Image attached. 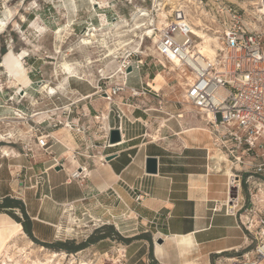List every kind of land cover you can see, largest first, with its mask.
I'll use <instances>...</instances> for the list:
<instances>
[{
	"label": "rangeland",
	"instance_id": "rangeland-1",
	"mask_svg": "<svg viewBox=\"0 0 264 264\" xmlns=\"http://www.w3.org/2000/svg\"><path fill=\"white\" fill-rule=\"evenodd\" d=\"M232 2L238 6L243 5V0H182L179 6L176 3H167L166 0H0V19L6 22V25L0 29V140L7 143L5 146L10 151L16 152V155L10 154L13 157L8 158L2 157L0 152V180L3 182L0 192L6 193L4 197H8L7 205H11L1 208L0 217L7 222L20 223L13 216L22 221L24 216L20 207L23 206L26 211L28 199L37 202L40 198H45L39 184L47 180L49 169L63 168V162L68 155L75 161L79 158H88L90 168L96 167L94 164L97 162L91 161L98 160V157H95L99 150L96 147L98 139L95 136L105 133L103 128L106 126L103 125L102 118L105 115L103 112L108 111L109 104H106L107 101L97 94L93 95L92 100L88 101L90 112L87 113L83 110L85 101L82 100L84 96L81 90H86L91 84L95 88L99 79L103 87L121 83L124 77L123 72H119L124 71L122 65L136 59H141L140 71L143 75L147 74V80L144 82H147L153 90L159 91L158 98L175 101L183 110L185 121L195 118L202 122L198 124L202 127L187 128L182 134L184 148H195L190 151L191 153L184 152V169L210 171L218 182L217 186L227 190L226 175L223 172L214 173L208 168L207 150L214 148V145L203 127L210 134L211 128L206 125L205 116L197 113L183 99L184 84L188 82V79L170 62L160 59L162 65L158 63L154 36H158V28L165 25L163 21L167 23L174 19V11L180 9V5L184 6L182 10L188 11L187 20L192 25L200 22V30L215 36L213 32L218 31L220 27L218 16L224 14L226 5ZM163 10L164 18L159 16V12ZM140 11H146L148 16H140L142 13H139ZM134 17L139 23H147L150 18L149 23L152 24L155 33L146 35L143 27L131 30ZM117 23L118 25L115 26ZM146 26L149 25L146 24ZM93 28L97 29L96 39H101V30L108 28L107 42L113 44L120 39L129 43L126 50H120L117 64L108 66L109 60L104 58L105 48L96 43V47L85 49L81 40ZM108 31H110L109 34ZM86 57L91 59V63H88ZM64 62L69 63L75 72V75L69 76L66 82L64 80L66 74L61 67ZM133 72L128 78V85H138V79ZM60 83L65 84L61 87ZM42 84L54 87L56 92H44L40 88ZM77 117L78 122L87 118L89 124L92 119V124H96L93 129L98 133L85 137L86 134L80 132L79 126L72 125V120ZM52 118L61 123H69L72 125L71 129L59 124L56 125V129L61 127L58 134H52L51 126L48 125ZM189 129L195 130L188 131ZM40 133L55 136L53 140L49 139L48 148L45 150L39 149L35 144L36 136ZM71 136H74L77 141L78 147L75 150H73L75 144H68ZM172 148L174 145L166 148L167 153L171 154ZM54 158L58 162L55 166H53L56 163ZM139 160L140 158L134 165L138 170ZM79 171L81 174L75 178ZM79 171L72 173L73 179L79 184L87 180L86 178L93 177V173ZM4 197L0 199V202ZM65 209L68 214L64 213ZM72 212L73 209L69 206L59 209L61 220L58 225L63 227L57 234L56 241L74 240L76 243L82 242L84 246L91 247L99 240H103L102 244L109 243L116 247L120 260L118 264L125 263L129 257V251H124L126 248L131 250V253L134 252V258L146 256L149 264H181L183 261L178 257L176 247V254L174 251L162 254L166 257L165 261L161 262L155 258L156 248L165 243L163 240L165 236L161 234L155 235L144 229L137 231L131 227H127V232L121 231L120 234L111 221L101 219L92 221L88 215H83L77 210L71 214ZM67 215L73 221H70ZM229 233L232 235L233 242L240 243V246L244 244V234L239 228L231 229ZM159 237L162 238L161 243L158 242ZM5 238L6 235H0V243L5 241ZM173 240L175 245L174 237ZM111 241L113 243H110ZM40 246H32L33 250H28L31 252L30 258L45 259L49 251L62 253L60 250H51L46 247L40 250ZM15 247L16 245L10 246V252H15ZM103 249L105 250L102 254L107 248ZM237 254L233 250L219 254L213 253L208 258L202 256L198 262L199 264H232L230 260ZM14 257L17 258L15 253ZM103 258L109 260L110 257L106 254ZM21 260V262L25 261L24 258ZM67 260L68 257L61 260L60 264H66Z\"/></svg>",
	"mask_w": 264,
	"mask_h": 264
},
{
	"label": "crops",
	"instance_id": "crops-1",
	"mask_svg": "<svg viewBox=\"0 0 264 264\" xmlns=\"http://www.w3.org/2000/svg\"><path fill=\"white\" fill-rule=\"evenodd\" d=\"M133 74L138 79V85L127 83V87L144 89L147 92L132 98L128 92H123L115 96L112 104H109L112 110L109 111L108 108L107 112H103V125L114 128H117L119 123L122 125L121 140L110 147L105 146L104 134L95 136L99 150L95 155L98 160H91L97 162L94 169L90 168L88 158H79L76 162L68 155L63 162V168L55 167L47 171V180L39 184L45 198H40L37 202L28 199L26 204L33 236L41 242H55L59 234L57 225L61 220L59 209L69 206L73 209L71 214L77 210L83 215H88L92 221H111L120 234L121 231L127 232V227H131L137 231L144 229L155 235L167 236L166 240L163 239L166 245L162 244L155 250V258L161 262L166 260V257L162 256L164 252L169 254L174 251L176 254L173 240L176 235L193 234L195 241L204 247L201 256L207 258L213 253H224L238 248L240 243L233 242L229 233L231 229H237L234 218L227 216L223 210H218L219 204L226 201L227 190L217 186L218 182L210 172L203 169H184V152L191 153L195 148H184L182 134L187 128L202 127L198 125L202 122L195 118L185 121L183 110L175 101L158 98L159 91L158 97H155V93L145 86L147 74L143 75L140 70L134 71ZM91 85L86 90H81L83 96L91 95L82 99L85 101L83 110L87 113L90 112L88 101L92 100L94 93V86ZM72 121L73 125L85 130V137L98 133L93 129L96 124H92V119L91 124L87 118L78 122L77 117ZM60 128L51 126V133L58 134ZM6 144L0 140V147ZM68 144H75L73 150L78 147L74 136L69 139ZM85 145H88L87 140ZM172 145L174 148L169 154L166 148ZM113 153H116V156L106 161L105 156ZM147 156L157 157L156 174L145 173ZM138 158L139 170L134 167ZM82 167H85L88 173H93V177H88L79 184L73 179L72 173ZM98 173L101 175L98 176ZM2 183L0 180V188ZM5 195L6 193L0 192V199ZM137 195L138 200L135 199ZM12 242H15L13 245L16 247H24L26 252L18 254L21 258L25 253H31L28 250L32 246H40L26 235L22 227L9 244ZM102 243L103 240H99L94 246L84 247L73 253L64 250L60 252L68 259L73 258L72 264H80L81 260L87 259L91 264L120 263L116 247ZM103 248H107L104 254ZM126 250L129 251V257L123 264H149L146 256L134 258V252L131 253L128 248L124 249L125 252ZM220 250L224 251L218 252ZM106 254L110 257L109 260L103 258ZM0 263L3 264L1 261Z\"/></svg>",
	"mask_w": 264,
	"mask_h": 264
},
{
	"label": "built area",
	"instance_id": "built-area-1",
	"mask_svg": "<svg viewBox=\"0 0 264 264\" xmlns=\"http://www.w3.org/2000/svg\"><path fill=\"white\" fill-rule=\"evenodd\" d=\"M173 15L174 19L158 30L156 57L160 65V59L167 61L170 56L179 61L183 67L181 73L188 79L184 101L205 116L213 142L230 162L232 175L226 176L224 213L234 218L244 234V244L233 249L238 254L230 261L264 264V0L226 5L224 14L218 16L220 27L213 32L217 43L211 44L214 52L210 56L199 51L202 39L193 34L184 10L178 9ZM141 63V59L124 63L121 83L103 87L99 79L93 95L112 104L114 97L123 92H128L130 98L145 94L144 89L127 87L128 76L140 70ZM128 67L130 72L126 71ZM144 84L158 96V91ZM59 124L70 129L73 125L53 118L48 123L52 127ZM112 128L109 125L103 128L105 146H109L108 134ZM117 128L122 131L120 123ZM49 139L54 138L40 133L35 144L45 150ZM80 170L85 171V167ZM78 173L75 178L81 174ZM135 199L138 200V195Z\"/></svg>",
	"mask_w": 264,
	"mask_h": 264
},
{
	"label": "bare ground",
	"instance_id": "bare-ground-1",
	"mask_svg": "<svg viewBox=\"0 0 264 264\" xmlns=\"http://www.w3.org/2000/svg\"><path fill=\"white\" fill-rule=\"evenodd\" d=\"M166 1H167V3H176V4H178V6L182 2V0H166ZM94 4H96V3H94ZM180 7L181 8L179 10H182L183 9L182 7H184V6L180 5ZM185 11H187V10L184 9V12ZM139 13H141L140 16H145V17L148 16L146 11H140ZM159 14H160L159 16H162L163 18L165 17L164 10L160 11ZM185 15L188 16V11H187V13L185 12ZM189 17H190V15H189ZM133 20H134V23L132 24L133 26L131 27V30H138L141 27H143L145 29L146 35H152L155 33V31L152 29V24L149 23V21L151 20L150 18L147 20V23H139V22H137V19L135 17ZM185 21H186V19H185ZM146 24H148L149 26H146ZM163 24H166V22L163 21ZM5 25H6V22L3 19H0V29ZM117 25H118V23L115 26H117ZM200 26H201V23L196 22L194 25L191 26V30H192L193 34H195L196 36H198L199 38L202 39V41L200 42L199 51L204 55L210 56L214 52V49H213L211 44L217 43L216 36H211V35L204 33L203 30L199 29ZM161 28L162 27L158 28V30H160ZM107 30H109V29L108 28L102 29L101 30L102 34L100 35L101 39L100 38L96 39L97 29L93 28L92 31L89 30L86 33L85 38H82L81 43L84 45L85 49L86 48H94L97 45H100L103 48H105L104 58L109 60L108 66H111V65L117 64V59L119 57V54L121 53L120 50H126L129 43L126 40L117 39L116 41H114L113 44H110L106 40ZM116 32L118 33L119 31H116ZM109 33H110V31H108V34ZM156 40H157V35L154 36V42ZM86 60L88 61V63H91V59L89 57H86ZM167 62H170L174 67H177L178 69H180V72L183 71V68H182V66H180L179 61L174 56H170V58L167 60ZM61 67H62V70L64 71V73L66 74V76L64 77L65 82L69 76L75 75V72L69 63L64 62ZM118 68H120V67L118 66ZM101 71H103V69H101ZM119 72L124 73V71H119ZM188 77H190V76H188ZM185 82H187V81H185ZM64 84L65 83H60V86L63 87ZM40 88L42 90H44V92L45 91H47L49 93H55L56 92V89L54 87L46 85V84H42ZM89 96H91V95H88V96L85 95L84 98H87ZM101 98H103V97H101ZM106 104H108V102H106ZM203 129L206 132H208L210 139H212L210 132L206 128H203ZM190 130H195V129H189L188 131H190ZM70 135H71V133H70ZM1 138L4 139L3 136H1ZM71 138H72V136H71ZM212 143L214 145V148H209L208 155H207L209 170H211L214 173L223 172L224 175L231 176L232 171L230 169V164H229L227 157L223 154L221 149L215 145V143L213 142V139H212ZM109 146L112 147L113 144H109ZM0 152H1L2 156L7 157V158L10 156L13 157L12 155H16V152L13 150L10 151L9 148H7V146H2L0 148ZM10 154H12V155H10ZM76 162H77V160H76ZM85 171H86V169H85ZM218 210L219 211L223 210V212H224L223 204H220L218 206ZM64 213L68 214L67 209L64 210ZM68 216L69 215H67V217ZM69 218H70L69 219L70 221H73L70 216H69ZM62 227L63 226H61V225H57V233H60V231L62 230ZM20 228L21 227L19 224L7 222L4 218L0 217V235H6V238L4 239L5 241H2V243H0V261L3 264H60L61 260L67 259V256L63 252L57 253V252L52 251L49 253V255L45 259H38V258L32 259L29 257L28 253H25L23 255V258L25 261L23 260L24 262H21L22 258L18 254L22 251L26 252L24 247H22V248H20L21 246L15 247L17 250L13 253L10 252V250H9L10 249L9 242L11 241V239L15 238V236L18 232H20ZM167 238L168 237L165 236V239H167ZM174 238H175V247L178 251V257L182 258V260H183L181 264H199L198 259L200 257H202L201 255L204 252L203 251L204 247L195 241L193 234L176 235ZM39 248H40V250H44L43 246H40ZM222 251H224V250H222ZM222 251L220 250L218 252H222ZM14 253L17 255V258L14 257ZM122 254H123V252H122ZM234 260L235 259H232V261H234ZM72 263H73V258H69L66 262V264H72ZM80 264H91V263L89 261H86V260H81Z\"/></svg>",
	"mask_w": 264,
	"mask_h": 264
},
{
	"label": "trees",
	"instance_id": "trees-1",
	"mask_svg": "<svg viewBox=\"0 0 264 264\" xmlns=\"http://www.w3.org/2000/svg\"><path fill=\"white\" fill-rule=\"evenodd\" d=\"M7 200H8V197H4L3 198V201L0 202V210L3 207L11 206V205H7ZM20 210H21V212H22V214L24 216L23 220L21 221L20 218H17L16 216H13V217L18 222L21 223L24 232L27 234V236L34 243H36L38 245H41L43 247H46V248H50L51 250H65V251H67L69 253L76 252V251H78V250L86 247V246H84V243H82V242L76 243L74 240H68V241H64V242H62V241H56V242H53V243H46V242L39 241L32 234L30 220H29V217L26 214V211H25L24 207L21 206L20 207Z\"/></svg>",
	"mask_w": 264,
	"mask_h": 264
},
{
	"label": "water",
	"instance_id": "water-1",
	"mask_svg": "<svg viewBox=\"0 0 264 264\" xmlns=\"http://www.w3.org/2000/svg\"><path fill=\"white\" fill-rule=\"evenodd\" d=\"M177 17H181V14H177ZM127 72L131 71V67H128ZM121 140L120 131L118 128H112L109 130L108 134V142L109 144L117 143ZM116 156V153L109 154L105 156V160H111ZM144 171L146 174H156L157 173V157L155 156H147L145 158V165H144ZM158 242H162V238H158Z\"/></svg>",
	"mask_w": 264,
	"mask_h": 264
}]
</instances>
